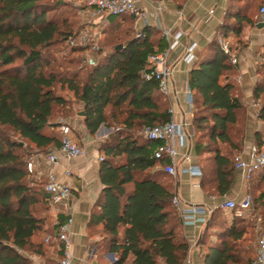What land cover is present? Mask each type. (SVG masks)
Returning <instances> with one entry per match:
<instances>
[{"label": "trees", "instance_id": "16d2710c", "mask_svg": "<svg viewBox=\"0 0 264 264\" xmlns=\"http://www.w3.org/2000/svg\"><path fill=\"white\" fill-rule=\"evenodd\" d=\"M55 2L0 0V264H30L22 254L25 251L42 255L41 245L32 243V238L45 231L38 210L48 211L51 206L44 185L28 180V149L44 154L59 148L56 130L73 115L75 102L83 106L79 114L91 136L102 124L113 130L100 147L103 187L88 221L90 233L101 236L103 254L114 255L111 264H184L190 246L172 204L175 183L163 182L164 177L172 180L163 171L168 161L155 159L158 142L141 137L145 127L163 125L171 117L156 82L140 78L148 57L165 51V39L151 27L143 28L137 38L135 19L118 16L123 26L110 27L108 55L82 71L83 76L80 71L58 73L46 51L76 33L66 31L65 22L56 18L62 3ZM246 11L228 0L218 33L189 72L192 147L198 158L213 154L208 174L199 166V187L215 198L224 197L233 184V158L243 151L244 138L234 141L232 131L238 128L245 134L246 120L243 95L231 81L237 73L232 45L227 55L220 42L240 38L246 25H256ZM256 75L252 98L260 103L257 119L264 122V58ZM57 87L66 88L72 98L57 94ZM255 143L258 149L264 145L260 132L255 133ZM220 145L229 153L222 154ZM247 191L254 209L264 208V170L252 175ZM216 210L204 231L216 227ZM244 220L234 217L220 233L219 243L207 247L202 264L251 263L253 251L244 259L238 249L247 227L255 228L254 221ZM56 230L57 225L53 233ZM202 234L199 246L204 245Z\"/></svg>", "mask_w": 264, "mask_h": 264}, {"label": "crops", "instance_id": "0c3cea01", "mask_svg": "<svg viewBox=\"0 0 264 264\" xmlns=\"http://www.w3.org/2000/svg\"><path fill=\"white\" fill-rule=\"evenodd\" d=\"M135 2L139 8L149 13L155 12L158 7L161 8L158 14V25L155 23L151 28L157 29L160 33L164 29L169 30L170 36L180 34L177 46L168 52V61L173 67V74L169 84L170 96L166 99L169 101V109H172L173 120L176 123L179 124L184 119L191 120L186 95L189 72L200 58L205 47L218 33L224 19L228 0H135ZM209 11H212L211 15L208 14ZM179 12L181 15H178ZM106 23L112 29L116 27L121 29L123 26L122 18L118 17H108ZM257 24L258 21L254 27L246 25L240 38H235L236 41L242 42L243 46L232 48V56L237 64V73L231 81L240 89L246 109L245 138L242 151L245 159L256 146L255 133L264 134V122L257 119L259 105L252 98V90L257 80V64L264 58V26L258 29ZM133 26L134 33L142 28L141 22L136 20ZM172 40L173 38L170 37V41ZM165 43V51H167L166 40ZM229 43L231 44L230 40ZM191 45H195L194 60L191 63H186L184 61L185 49ZM79 108L75 116L66 118L63 123L68 127L73 141L84 150V155L72 161H67L59 155L58 162L48 168L41 161L34 176L45 177L46 174L52 173L60 183L71 189L72 196L69 204L63 207H51L52 213L55 216L56 225L59 222L65 223L68 213L73 219L70 228L71 264H90V261L97 256V250L90 245V242L97 240L92 241V238L89 237L88 221L103 187L99 179V158L103 156L100 147L112 129L107 128L106 124H102L95 136H91L84 126L82 116L79 115L83 106L80 104ZM57 130L59 132V129ZM192 149L193 147L190 149L191 160ZM180 151L182 154L187 152L186 149ZM177 163L183 167L187 165L186 161L183 162L181 159H178ZM66 171H70L69 176L65 174ZM199 183L200 179L181 175L179 187L175 184L176 197L183 203L214 208L226 200L241 201L248 194V182L243 180L239 172L234 174L230 191L221 198L206 195L200 187H192L193 184ZM190 227V229L184 227V235L189 243H195L196 240L199 241V229H203L204 225ZM250 248L254 253L255 239ZM105 257L110 258L109 254Z\"/></svg>", "mask_w": 264, "mask_h": 264}, {"label": "built area", "instance_id": "2783aa9c", "mask_svg": "<svg viewBox=\"0 0 264 264\" xmlns=\"http://www.w3.org/2000/svg\"><path fill=\"white\" fill-rule=\"evenodd\" d=\"M85 2L84 15L87 18L88 25H92L99 29L107 27L106 19L108 17H118L122 15L132 16L136 21H140L142 28L137 30L135 37H141L142 29L145 27H153L155 23L158 25V14L161 8L158 7L155 12L149 13L139 8L135 0H82ZM209 15L212 11L208 12ZM178 15H181L179 12ZM258 23L264 24V5L260 8L258 14ZM92 29V27H90ZM101 32L85 31L75 38L69 39L67 43L71 47L84 48L91 53L92 56L85 57V63L93 67L97 64L96 58L93 56L97 50V44L100 40ZM162 37L167 41L168 50L148 57L147 66L140 72V78L143 81H154L157 84L158 91L165 98L170 96L169 84L173 74V67L168 61V52L173 50L179 41L180 34L177 33L170 36L169 30L161 31ZM170 37L173 38L170 41ZM222 51L230 55V43L228 40L220 42ZM195 45L186 47L184 61L191 63L194 60L193 50ZM233 63H236L233 60ZM189 104V115L191 120H183L181 123H176L173 120L172 109H169L171 114L170 120L157 126L145 127L142 135L149 141H156L159 143L154 152V157L157 160L165 159L168 163L164 166L165 174L176 180V186L179 187V177L187 175L190 178L200 179L202 176L199 165L192 162L190 158V149L193 143V127L192 115L193 105L191 102L190 91L186 92ZM60 132V146L53 149L45 155H37L27 161V170L29 175L34 176L38 164L43 161L48 168L56 164L59 160V155L64 157L67 161H72L84 155V150L73 141L70 137V131L66 125L59 128ZM264 140V135H263ZM186 149V153L182 154L180 150ZM186 161L187 165L184 167L178 165L177 160ZM102 158H99L101 161ZM233 167L235 172H239L245 182H248L252 175L258 171L264 170V145L261 148H255L248 154L247 159L243 158V153H239L233 158ZM67 176L70 171H66ZM45 175V174H44ZM46 181L44 190L49 195V204L52 208L67 206L71 200V189L60 183L54 174L48 173L45 175ZM193 188H199V184H193ZM172 204L177 210L183 227L205 225L207 220L215 208L205 207L201 205H194L183 203L178 197H174ZM220 209L230 212L233 217L240 219L251 218L255 222V251L250 264H264V217L261 218L252 205L250 195H246L241 201L230 199L224 201L218 206ZM73 219L68 213L65 223L57 224L55 236L48 237L46 242H54V250L60 255L58 264H71L72 255L71 247V232ZM184 264H199L186 258Z\"/></svg>", "mask_w": 264, "mask_h": 264}, {"label": "rangeland", "instance_id": "374dc122", "mask_svg": "<svg viewBox=\"0 0 264 264\" xmlns=\"http://www.w3.org/2000/svg\"><path fill=\"white\" fill-rule=\"evenodd\" d=\"M55 1H60V3H62V5L58 6L59 10H58V13L56 14L57 15L56 18L59 19L60 21L65 22L64 24H66V27L64 29L66 31H69L71 33H76L75 37H77L81 33L88 31V30H91L93 32L95 31L101 32V35L99 36L100 40L98 41V44H97V50H95V53L93 55L96 58L97 63L100 60H102L106 55H108V53H110L112 41L110 40L111 38L109 37V34L111 33V30L108 26H107L108 28L105 27L104 29L101 30L99 28H96L92 25L87 24L86 22L87 18L84 15V10L86 6L85 2H83L82 0H48L49 3H56ZM232 4L234 5L235 8H243L247 10L246 11L247 15L252 19V21L257 22L259 10L262 7V5H264V0H232ZM52 15L53 14H50V16ZM90 27H92V29H90ZM229 40L231 41L232 48H235L237 46L238 47L243 46V43L240 41L239 42L236 41V39L233 36H231V39ZM67 41L68 40L62 43H56L55 45H53L46 51V54L51 59V61L54 63L53 64L54 70H56L58 73H61V74L68 73L69 74V72L71 71H80L81 76H83L84 74L82 71H85L86 69L90 68V66H88L85 63V57L92 56V55L89 51H87L84 48L71 47L67 43ZM71 61H74V62L70 63ZM56 93L61 95L65 99L72 98L71 96L72 94H70L66 90V88L60 89L59 87H57ZM74 102H71V103H74ZM167 103L169 107L168 100H167ZM257 103L258 105L260 104L259 102ZM79 109H80L79 105H77L75 102V106L72 111V114H73L72 116H75L76 113L79 111ZM56 111L54 114V119H58L59 117ZM63 121L65 122L66 120H63ZM62 125H66V124L63 123ZM117 129L118 128H115V130ZM237 129L238 128H235L232 131V139L234 141L236 140L242 141L243 138H245V136L244 134L242 135L239 129L238 130ZM112 132L113 130L109 133V135ZM261 134L263 138L264 134L263 133ZM57 135L60 138V132H58V130H57ZM109 135L104 141L108 140ZM140 135H141V130H140ZM141 137L144 138L143 135H141ZM219 147H220V152L222 154L229 153V150L227 147L221 146V145ZM28 150L31 154L27 157V160H30V158L33 156L46 154V153L38 154L35 152V150L33 149L30 150V148ZM191 156H192V162L199 166H202L204 171L207 174L211 171V168H212L211 160L213 158V154H203L201 155V157L198 158L195 155V149L193 148L191 152ZM28 180L31 182H34L36 185L39 186V185L45 184L46 178L44 176H39V175L37 176L30 175ZM163 182H165L166 184H170V185L174 183L176 184V180L174 179L171 180L166 177L163 178ZM214 208L216 210L219 207L215 206ZM257 214L260 215L261 218H263L264 208L261 207L257 211ZM38 215L44 218V221H45L44 230L45 231L37 233L32 238V243H34L35 245H38V244L41 245L42 255H37L31 250L22 252V254L26 258L29 259L30 264H58L60 255L54 250V242L52 241L46 242V239L48 237L55 236V233H53L54 227L56 225L55 216L52 213L51 207H49L48 211H44L42 207L41 209L38 210ZM214 216H215L216 227H211L207 231H204L203 230L204 228L199 229L200 236L203 232L202 234V237H203L202 244H204L203 246L201 245L199 246L198 245L199 241L197 240L195 243L193 242L189 243L187 241L190 246V250H189L187 257L192 259V261H194L195 263H199V264L203 263V255L205 251L207 250V247L210 245H215L216 243H219L220 233H222L223 229L228 227V225H230L231 221H233L234 219L233 215L230 214V212L222 210V209L216 210ZM244 221L251 224L252 221L254 220H252L251 218H248ZM190 228H191L190 226L186 227V229H190ZM246 231H247L246 236H244L243 240L238 244V247H239L238 249L241 251V255L244 259H246L247 257L248 258L251 257L252 249L250 247L254 243V239H255L254 237L255 228L252 229L250 227H247ZM179 235L181 236L182 233L179 232ZM89 236L92 238V241L94 239L97 240L95 245H97V249L99 250V252L96 254L97 255L96 258L91 260L90 264H104V263L111 264L113 263L110 258L105 257L108 253L106 254L104 253L105 255L103 254V251L101 249L102 241H101V236H99V233L97 232L90 233ZM90 245H93V242H90Z\"/></svg>", "mask_w": 264, "mask_h": 264}, {"label": "water", "instance_id": "95a60500", "mask_svg": "<svg viewBox=\"0 0 264 264\" xmlns=\"http://www.w3.org/2000/svg\"><path fill=\"white\" fill-rule=\"evenodd\" d=\"M263 26H264L263 23H258V24H257V28H258V29H261ZM118 48H121V46H119ZM79 115L82 116V113H80ZM109 256H110L111 261L114 262V261H115V260H114V255H113V254H109Z\"/></svg>", "mask_w": 264, "mask_h": 264}]
</instances>
